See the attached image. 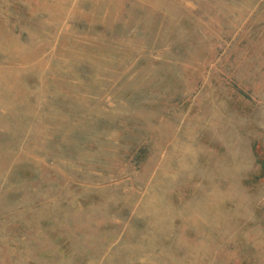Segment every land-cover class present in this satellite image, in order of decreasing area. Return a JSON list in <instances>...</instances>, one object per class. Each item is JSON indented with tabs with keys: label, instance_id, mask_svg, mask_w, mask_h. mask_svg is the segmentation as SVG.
<instances>
[{
	"label": "rangeland",
	"instance_id": "obj_1",
	"mask_svg": "<svg viewBox=\"0 0 264 264\" xmlns=\"http://www.w3.org/2000/svg\"><path fill=\"white\" fill-rule=\"evenodd\" d=\"M0 264H264V0H0Z\"/></svg>",
	"mask_w": 264,
	"mask_h": 264
}]
</instances>
